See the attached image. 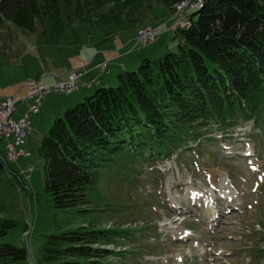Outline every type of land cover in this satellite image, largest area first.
Listing matches in <instances>:
<instances>
[{
    "label": "rangeland",
    "instance_id": "rangeland-1",
    "mask_svg": "<svg viewBox=\"0 0 264 264\" xmlns=\"http://www.w3.org/2000/svg\"><path fill=\"white\" fill-rule=\"evenodd\" d=\"M120 1L107 5L99 15L89 14L84 7L77 13L66 12L62 35L50 22L40 25L37 34L7 24L0 32V101L23 91L35 74H46L50 48L102 41L101 46H126V54L133 56L149 53L154 61L177 50L171 28L166 32L171 33L168 48L161 54L155 52L158 42L165 40L167 25L181 20L185 9L171 11L161 0ZM201 1L190 0L187 8ZM168 19L162 26L154 25ZM155 28L163 32L157 42L136 48L138 35ZM145 59L128 72L137 70ZM81 92L82 88L47 99L75 100ZM26 106L21 104L23 109ZM36 118L41 131L34 122L26 146L31 156L9 161L0 174L1 218L18 222L0 243L27 248L30 259L26 264H38L49 235L85 227L132 232L124 239V249L128 259L138 249L141 264H264V101L253 120L236 121L225 134L209 133L203 141L172 151L157 163L135 161L132 165L123 155L115 157L101 168L98 183L89 190L91 203L70 209H57L46 191L38 149L52 127L46 131L41 117ZM5 146L6 142L2 157H7ZM125 261L122 257L114 263Z\"/></svg>",
    "mask_w": 264,
    "mask_h": 264
},
{
    "label": "trees",
    "instance_id": "trees-1",
    "mask_svg": "<svg viewBox=\"0 0 264 264\" xmlns=\"http://www.w3.org/2000/svg\"><path fill=\"white\" fill-rule=\"evenodd\" d=\"M116 1L0 0V32L13 24L37 34L50 22L62 35L66 12L84 7L99 15ZM161 1L174 9L187 0ZM189 8L190 24L175 30V52L145 59L137 70L122 73L117 86L99 88L57 119L43 139L38 154L57 209L90 204L89 190L115 157L154 164L257 114L264 101V0H203L200 8ZM7 168L0 157V174ZM1 211L0 240L18 227ZM131 234L85 227L49 235L38 264H115L122 257L125 264H141L138 249L130 259L124 250ZM29 259L27 248L0 243V264Z\"/></svg>",
    "mask_w": 264,
    "mask_h": 264
},
{
    "label": "crops",
    "instance_id": "crops-1",
    "mask_svg": "<svg viewBox=\"0 0 264 264\" xmlns=\"http://www.w3.org/2000/svg\"><path fill=\"white\" fill-rule=\"evenodd\" d=\"M171 11L173 10L171 9ZM185 16L186 15L184 14L183 17H181V20H183L185 23L191 21L190 17L187 18ZM168 21L169 19L162 24L154 25L162 26ZM167 26V30L164 31L165 40H160L158 42L157 49L155 51L157 54L164 53L165 50L168 48L167 41L171 33L166 32L171 30L173 25L169 23V25ZM102 44V41L94 42L91 40V42L89 43L83 42L81 44H77L76 46L55 47L57 49H55L54 51L51 50L53 48L49 49V52L47 54L49 62L46 64V74H35V77H42L40 79H37V81L42 83L44 80H46L47 83L45 85H53L59 80L67 78L71 72L78 71L81 74L79 84L80 88L78 90L82 88V92L75 100L65 98L61 102L58 100L52 102L51 99H46L42 106V112L39 115H31L32 123L35 122V125L38 130L41 131V129L39 128V125L41 126V123H38L40 121H38L36 117H41L44 122V127L46 125L45 129L46 131H48V129L52 127L56 120L62 117L69 108L79 103L80 101H83L85 98L91 96L96 88L99 89L101 87H109L115 85L119 82V76L122 73L129 71V69L137 67L139 65V62L142 61L144 58L151 57V55L146 52H139L135 56H133L134 53L126 54V51H124V48L126 46L113 47L112 45H110L106 47L101 46ZM130 56L133 57L132 60L128 62L126 58ZM104 63H108L109 65L107 70H103L101 67V65ZM82 64H84V66H81ZM35 77L31 79H34ZM93 79H95L98 84H95L91 88L87 87L85 84L92 81ZM25 85L26 86H24L22 89L23 91H25V94H23V91L17 93L13 92V94L9 95V97H18V95H26L28 91V84L26 83ZM25 88H27V90ZM21 104L27 105L26 108L23 109L21 107ZM21 104L18 105V108L20 110V112L17 114L18 118L23 116V114L28 112L29 110L28 104L24 102ZM44 135L46 136L47 134Z\"/></svg>",
    "mask_w": 264,
    "mask_h": 264
},
{
    "label": "built area",
    "instance_id": "built-area-1",
    "mask_svg": "<svg viewBox=\"0 0 264 264\" xmlns=\"http://www.w3.org/2000/svg\"><path fill=\"white\" fill-rule=\"evenodd\" d=\"M177 10H186V5L176 6ZM179 26V22L174 28ZM161 31L155 29L137 38L136 47H145L154 43L160 36ZM107 63L102 67L106 69ZM80 74L72 72L66 79L60 80L53 85H44L37 80H30L28 83V94L22 99L10 97L5 102H0V142H6L7 156L10 161H19L23 157H29L26 149L28 136L32 133L31 114H38L44 101L50 94H71L79 87ZM93 83H96L94 80ZM92 83H89L90 87ZM27 103L30 106L29 112L21 118L16 119L15 115L19 113L18 105ZM31 176H29L30 178Z\"/></svg>",
    "mask_w": 264,
    "mask_h": 264
},
{
    "label": "bare ground",
    "instance_id": "bare-ground-1",
    "mask_svg": "<svg viewBox=\"0 0 264 264\" xmlns=\"http://www.w3.org/2000/svg\"><path fill=\"white\" fill-rule=\"evenodd\" d=\"M186 2L188 3V5H187ZM186 2H183V3H181L180 5L178 4V6L186 5V9H187V7L189 6V4H190L191 2H190V0H187ZM201 3H202V1L199 2V4L197 3V6H196V5L194 6L195 9H196V8H200ZM176 6H177V5H176ZM176 6H175V7H176ZM175 7H174V8H175ZM155 29H156V28H155ZM155 29H154V30H155ZM149 30H151V29H149ZM151 31H152V30H151ZM148 32H150V31H147L146 33H148ZM139 36H140V35H138V37H139ZM138 37H137V38H138Z\"/></svg>",
    "mask_w": 264,
    "mask_h": 264
}]
</instances>
